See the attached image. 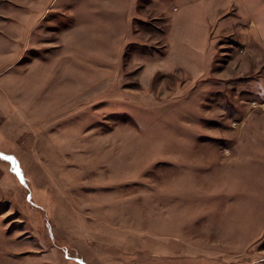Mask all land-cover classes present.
<instances>
[{
    "label": "rangeland",
    "instance_id": "1",
    "mask_svg": "<svg viewBox=\"0 0 264 264\" xmlns=\"http://www.w3.org/2000/svg\"><path fill=\"white\" fill-rule=\"evenodd\" d=\"M184 1L0 0V264H264V0Z\"/></svg>",
    "mask_w": 264,
    "mask_h": 264
},
{
    "label": "crops",
    "instance_id": "2",
    "mask_svg": "<svg viewBox=\"0 0 264 264\" xmlns=\"http://www.w3.org/2000/svg\"><path fill=\"white\" fill-rule=\"evenodd\" d=\"M197 2H200V0L184 1L183 4L186 7H188L192 5L191 3H197ZM150 5L152 6V8L155 9L153 4L150 3ZM133 11L135 13V8H133ZM133 11L131 12V14L133 13ZM115 14L116 16L118 15L117 10ZM213 14L217 15L216 13ZM181 21L183 23V27L180 25ZM204 21L207 24L209 21H212V19L210 20L204 19ZM202 26L204 29L201 36L203 39L206 40L208 36L207 25H203L201 23V29ZM176 27L177 28L172 33V37H174L175 39L174 40L172 39L168 42L169 44L168 55L171 57L172 61L165 62L162 65V67H159L156 70H160L164 74L165 73L170 74L179 69L180 70L189 69L191 72L193 71L194 74L193 79L203 77L206 74V72L209 71V67L206 65L209 61L199 62V56L196 57L195 54V49H197L198 47L194 43L190 42V40L196 37L198 34L194 32L195 31L194 28L190 27V23H188V21L183 19V16L176 18ZM177 39H178V45L175 42ZM188 54H192L194 58L192 57V55L189 56L188 58ZM116 65L117 62L114 64V66ZM261 102L264 103V100H262ZM232 115H230V118L233 120L232 123L235 124L237 123L234 122L235 119H233V117L239 118V124H240L239 139L242 138L241 133L243 132L245 133L244 134L245 138L243 137V141L241 142V145L243 146L242 148L246 147L247 149L243 153H241L242 151H238L241 153L240 157L242 158V160L243 161H247L248 159L255 160L256 158L259 157H261V159H264V107L256 110L241 109L238 110L237 114L233 116ZM232 147H234V145ZM237 160L239 159L237 158ZM229 161L231 162V159H229Z\"/></svg>",
    "mask_w": 264,
    "mask_h": 264
}]
</instances>
